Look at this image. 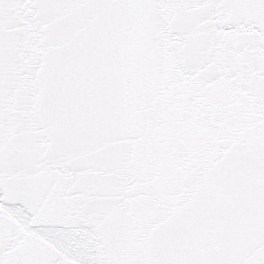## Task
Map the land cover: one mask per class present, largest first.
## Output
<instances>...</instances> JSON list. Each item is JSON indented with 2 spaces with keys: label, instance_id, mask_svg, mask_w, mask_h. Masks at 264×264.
Instances as JSON below:
<instances>
[{
  "label": "snow or ice",
  "instance_id": "1",
  "mask_svg": "<svg viewBox=\"0 0 264 264\" xmlns=\"http://www.w3.org/2000/svg\"><path fill=\"white\" fill-rule=\"evenodd\" d=\"M0 264H264V0H0Z\"/></svg>",
  "mask_w": 264,
  "mask_h": 264
}]
</instances>
